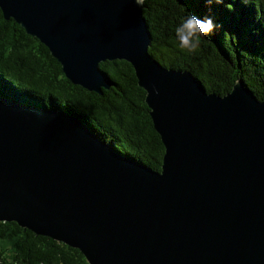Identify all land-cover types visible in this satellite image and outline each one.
I'll return each instance as SVG.
<instances>
[{"label": "water", "instance_id": "obj_1", "mask_svg": "<svg viewBox=\"0 0 264 264\" xmlns=\"http://www.w3.org/2000/svg\"><path fill=\"white\" fill-rule=\"evenodd\" d=\"M76 86L101 94L128 62L164 147L159 172L75 117L0 97V222L78 250L88 264H264V100L237 80L207 93L148 50L130 0H0Z\"/></svg>", "mask_w": 264, "mask_h": 264}, {"label": "trees", "instance_id": "obj_2", "mask_svg": "<svg viewBox=\"0 0 264 264\" xmlns=\"http://www.w3.org/2000/svg\"><path fill=\"white\" fill-rule=\"evenodd\" d=\"M142 7L148 52L162 67L190 72L207 93L220 97L241 80L264 100V0H144ZM188 14L221 25L194 55L180 53L174 42L175 27ZM99 68L111 81L101 94L73 85L48 49L0 10V97L67 113L120 155L159 172L164 147L132 66L113 60ZM0 264L88 263L76 249L0 222Z\"/></svg>", "mask_w": 264, "mask_h": 264}, {"label": "clouds", "instance_id": "obj_3", "mask_svg": "<svg viewBox=\"0 0 264 264\" xmlns=\"http://www.w3.org/2000/svg\"><path fill=\"white\" fill-rule=\"evenodd\" d=\"M137 6H143L144 0H130ZM207 3H220L221 0H206ZM221 25L215 24L212 17L198 18L188 14L174 30V42L177 50L186 55L196 54L201 47L202 40L219 29Z\"/></svg>", "mask_w": 264, "mask_h": 264}]
</instances>
